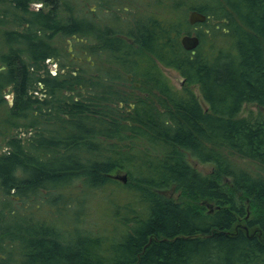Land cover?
I'll use <instances>...</instances> for the list:
<instances>
[{"label": "trees", "instance_id": "1", "mask_svg": "<svg viewBox=\"0 0 264 264\" xmlns=\"http://www.w3.org/2000/svg\"><path fill=\"white\" fill-rule=\"evenodd\" d=\"M161 1L98 26L79 0H0V264H264V117L239 115L264 107V0Z\"/></svg>", "mask_w": 264, "mask_h": 264}, {"label": "rangeland", "instance_id": "2", "mask_svg": "<svg viewBox=\"0 0 264 264\" xmlns=\"http://www.w3.org/2000/svg\"><path fill=\"white\" fill-rule=\"evenodd\" d=\"M80 2V9H77V15L80 17H83L84 14L93 17L94 19L101 20L103 22L105 21H114L115 14L120 15V16H127L129 14H126L127 10H132L133 7H149L150 9L158 8L161 4L163 5V2L161 0H79ZM39 6H41V3H33L31 5V8L33 9H38ZM42 8V7H41ZM47 10V9H46ZM115 11V13H114ZM189 15V14H188ZM199 29L198 26H194L193 30H191L193 33ZM191 33V34H193ZM68 40L70 38L68 37H63V36H54L52 38V42L59 47L63 52L66 53H73L74 51H81L82 48L77 45L74 47L73 41H71V46H72V51H69V46L70 44L68 43ZM86 58V56H85ZM88 61L91 62L92 65L95 64L93 61L92 57L87 58ZM85 63V60L82 61V64ZM48 65L53 71L54 74L59 69H63L59 66L58 63H55L54 60L48 61ZM55 65V67H53ZM165 71L167 77L169 78V81L178 93H184L185 88H190L193 90V92L198 96L199 100L201 101L203 107L207 109V104L205 103L202 93L200 90V87L198 85H188L185 84V81L182 77V75L175 69L172 68H163ZM40 93V92H39ZM10 103H13V98L12 96H9L7 98ZM241 117H249V116H263L264 117V107L259 106L256 103H246L243 105L241 112L239 113ZM29 136V134H27ZM2 142V141H1ZM2 145V144H0ZM4 146V145H2ZM5 147V146H4ZM191 162L193 165L202 173L204 174H210L212 173L214 169V164L211 162H201L196 158H190ZM121 174H124V172H119ZM170 195H173L175 197H178V194L175 193L174 190L169 191ZM189 201V200H188ZM196 203L200 205H208L206 201L200 200L196 201ZM98 204H94V207L92 210H90L91 216L89 217V222L91 224H94L97 226L99 223H103V214H107L101 210V208H98ZM264 237V234L262 235Z\"/></svg>", "mask_w": 264, "mask_h": 264}, {"label": "water", "instance_id": "3", "mask_svg": "<svg viewBox=\"0 0 264 264\" xmlns=\"http://www.w3.org/2000/svg\"><path fill=\"white\" fill-rule=\"evenodd\" d=\"M208 16L199 12L198 10H191L188 15V20L191 25L197 24V23H203L207 20ZM200 37L196 34H184L181 38V42L183 46L190 50L192 53L196 52V48L200 44ZM69 51H72V47H69ZM112 178L119 180L123 183H126L128 181V176L126 173H115L111 175Z\"/></svg>", "mask_w": 264, "mask_h": 264}, {"label": "flooded vegetation", "instance_id": "4", "mask_svg": "<svg viewBox=\"0 0 264 264\" xmlns=\"http://www.w3.org/2000/svg\"><path fill=\"white\" fill-rule=\"evenodd\" d=\"M42 6H39V8H41ZM38 8V9H39ZM76 14H77V12H76ZM93 20H94V23L96 24V25H98V26H103V25H112V23H113V21L111 22V21H105V22H103V21H101V20H97V19H94L93 18ZM71 39L70 40H68V43L70 44V46H71ZM69 46V47H70ZM74 46V45H73ZM72 47V46H71ZM71 52V51H70ZM70 55H71V57L73 58V60L75 61V63H77V64H82V61H84V60H86L88 57H91V56H86V58H85V52L83 51V50H81V51H79V52H77V51H74L73 53H70ZM53 60V59H52ZM41 91H43V86H42V84L41 85H39V87H38V89L35 91V93L38 95V94H41ZM40 92V93H39Z\"/></svg>", "mask_w": 264, "mask_h": 264}]
</instances>
